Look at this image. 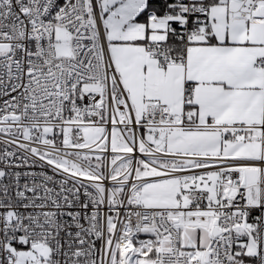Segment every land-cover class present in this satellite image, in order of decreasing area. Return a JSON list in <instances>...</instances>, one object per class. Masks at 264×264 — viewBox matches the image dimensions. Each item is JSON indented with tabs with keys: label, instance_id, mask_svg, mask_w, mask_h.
<instances>
[{
	"label": "snow or ice",
	"instance_id": "obj_1",
	"mask_svg": "<svg viewBox=\"0 0 264 264\" xmlns=\"http://www.w3.org/2000/svg\"><path fill=\"white\" fill-rule=\"evenodd\" d=\"M0 264H264V0H0Z\"/></svg>",
	"mask_w": 264,
	"mask_h": 264
}]
</instances>
